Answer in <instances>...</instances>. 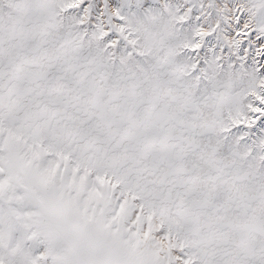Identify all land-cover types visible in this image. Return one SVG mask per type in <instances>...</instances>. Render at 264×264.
I'll use <instances>...</instances> for the list:
<instances>
[{
    "label": "snow or ice",
    "instance_id": "snow-or-ice-1",
    "mask_svg": "<svg viewBox=\"0 0 264 264\" xmlns=\"http://www.w3.org/2000/svg\"><path fill=\"white\" fill-rule=\"evenodd\" d=\"M0 264H264V0H0Z\"/></svg>",
    "mask_w": 264,
    "mask_h": 264
}]
</instances>
